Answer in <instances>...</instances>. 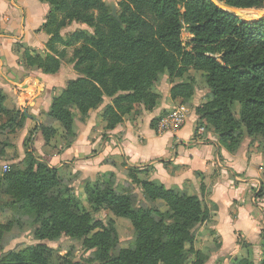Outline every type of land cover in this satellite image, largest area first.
Instances as JSON below:
<instances>
[{
    "label": "trees",
    "instance_id": "1",
    "mask_svg": "<svg viewBox=\"0 0 264 264\" xmlns=\"http://www.w3.org/2000/svg\"><path fill=\"white\" fill-rule=\"evenodd\" d=\"M41 1L50 7L43 26L50 39L42 54L26 49L24 64L51 75L58 74L64 64H71L80 76L53 99L47 113L50 122L29 131L23 143L25 166L6 173L0 178V186L14 199L13 206L35 212L40 224L35 234L39 242L63 237L83 241L86 249L97 250L94 261L98 264H185L191 256L198 257L192 264H204L208 257H201L195 243L198 237L209 234L206 229L196 233V228L204 225L210 214L199 197L140 179L139 175L150 172L148 166L130 167L129 178L142 187L148 204L163 202L165 212L135 207L130 196L118 194L110 180L106 181L104 189L92 193L95 206H107L119 217L130 219L137 235L134 249L111 256L109 251L117 243L114 223L96 220L89 212L81 214V202L75 196L55 192L60 185L58 171L38 162L33 137L40 130L45 145L55 146L59 135L62 145L69 147L76 137L75 113L86 123L106 98L112 99L101 111L107 131L137 113L139 106L144 108L136 116L152 114L158 109L152 89L160 75L167 71L171 77L180 78L194 67L207 73L210 88L208 102L197 110L196 131L206 124L215 126L221 144L233 152L243 125L251 138H262L264 143V17L245 18L211 0H116L120 9L117 20L105 0ZM218 1L228 8L264 11V0ZM76 23L93 29V34H62ZM16 89L21 93L20 107L11 110L0 90V117L12 113L4 127L11 134L25 126L27 109L37 96L34 88ZM170 94L172 101L182 99L181 104L186 105L194 89L192 84H178ZM234 103L242 105L241 122L233 113ZM159 120L153 122L155 129ZM4 147L13 150L9 153L12 160L18 158L13 144L5 142ZM263 195L264 186L258 193ZM211 234L216 235L214 231ZM261 244L260 264H264V230ZM0 264H48V259L43 245L37 244L5 253ZM233 264L255 263L250 257H240L234 258Z\"/></svg>",
    "mask_w": 264,
    "mask_h": 264
},
{
    "label": "crops",
    "instance_id": "2",
    "mask_svg": "<svg viewBox=\"0 0 264 264\" xmlns=\"http://www.w3.org/2000/svg\"><path fill=\"white\" fill-rule=\"evenodd\" d=\"M49 12V5L41 0H0V90L12 103V109L20 107L21 93L16 88H34L38 92L27 109L25 126L17 132L22 131L23 140L36 126L50 122L47 113L53 99L68 82L78 78L68 64L51 75L31 69L23 62L26 49L46 50L50 37L43 26ZM69 32L66 29L63 35ZM110 103L108 100L93 112L86 123L75 113L76 137L69 147L61 145V141L46 146L42 132L36 131L33 137L36 159L59 172L68 165L69 171L80 176L81 183L97 181L108 173L120 176L125 166H148L151 170L146 173L147 179L160 182L166 189L197 196L209 209V220L202 229L214 231L220 243L211 264L219 259L218 264L223 260L233 264L234 258L251 256L255 264H260L264 230V195L258 196L264 185L261 153L248 144L230 151L210 131L199 135L196 131L199 116L195 114L188 115L185 126L176 134H160L153 122L163 108H168L165 105L152 114L143 112L141 116L125 118L116 129L107 131L101 111ZM30 126L32 129L28 131ZM15 147L21 155L17 144ZM245 244L249 247H244Z\"/></svg>",
    "mask_w": 264,
    "mask_h": 264
},
{
    "label": "rangeland",
    "instance_id": "3",
    "mask_svg": "<svg viewBox=\"0 0 264 264\" xmlns=\"http://www.w3.org/2000/svg\"><path fill=\"white\" fill-rule=\"evenodd\" d=\"M107 4L110 5V2H114L116 4V0H105ZM217 3L222 6L226 7L225 5L221 4L218 0ZM117 6V4H116ZM111 8V6H110ZM118 16L120 15V9L118 8ZM241 12L255 17L260 12L256 9H238ZM225 11L228 10V7L225 8ZM112 15V9H111ZM68 31L75 32V31H82L88 32L89 34H93V29L89 28L83 24H73L72 26L66 28ZM65 29V30H66ZM62 31L63 32L65 31ZM65 34V33H64ZM40 54L44 52H39ZM67 65V64H65ZM70 68L74 69V66L70 64ZM76 74V73H75ZM80 74L77 73V77ZM178 84H192L194 89V94L189 101H187L186 105L181 104L183 103L182 99H178L176 101H172L171 99V89L178 85ZM153 94L157 96V108L161 106H168V108H163L162 113L160 116H164L167 114L169 110H171L175 106L185 105L189 109L190 115H197V110L202 108L208 102V96L210 94V88L207 82V73L201 70H197L194 67H190L188 71L180 78L171 77L169 72H165L160 75L159 81L156 82L152 89ZM38 94V92H37ZM36 98V97H35ZM107 99V100H106ZM104 103H107L108 100L112 102V99L106 98ZM13 102V101H11ZM111 104V103H110ZM12 103L10 101L6 103V107L13 108ZM104 105V104H103ZM102 105V106H103ZM101 106V107H102ZM100 107V108H101ZM138 112L143 110V106H139ZM233 113L235 118L241 122V110L242 105L240 103H234L232 107ZM137 112V113H138ZM137 113L133 112L131 116H127L126 118H134ZM12 114L9 112L8 114H2L0 117V169L7 168V171L3 174L0 173V178H2L6 173L13 171V169L22 168L25 166L23 161H21L22 156L25 158V153L23 150V138L21 137V132L11 134L9 130H5L7 121ZM159 116V117H160ZM158 117V118H159ZM161 118V117H160ZM199 121V120H198ZM59 123L55 126L59 127ZM206 129V131H210L215 134L220 141V136L215 130V126L211 124H206L205 127H201ZM32 127L28 128V131L31 130ZM157 131V129H156ZM28 133V132H27ZM205 133V132H204ZM28 135V134H27ZM11 136V137H10ZM60 136L58 135L57 141H61ZM237 142L239 143L237 146L238 150L243 144H248L252 146L257 152H260L262 157L264 158V143L262 138L253 139L251 138L246 130V127L243 125V134L241 137L236 138ZM56 141V142H57ZM58 141V142H59ZM5 142L11 143L21 149V155L19 154L16 160H12L9 156V153H12L13 150L8 149L6 150L4 147ZM13 142V143H12ZM62 145V144H61ZM4 148V149H3ZM3 150H6L3 152ZM5 153H7L5 155ZM23 154V155H22ZM39 162V161H38ZM16 166V167H15ZM51 168V167H50ZM130 167L125 166L124 173L117 176L115 173H108L102 175L99 180H89L86 182H80V176L72 173L68 165L63 168L61 172L59 169L58 177L60 180L59 187L55 190V192L63 191L71 193L81 202V211L80 213L83 214L84 212H89L92 214L93 218L96 220H102L103 222H113L114 227L116 230V239L117 243L114 249H110L109 255L111 256H118L122 250L126 249H134L137 243V235L136 230L130 221V219L119 217L115 214L114 211L109 209L107 206L102 208L96 207L94 204V199L92 193L97 188L104 189L106 181L110 180L109 183L111 187H113L118 194H126L132 198V204L137 208H157L161 210V212H165L167 209L165 204L161 201H158L154 204H148L146 200L143 198V189L142 187L137 186L133 183V181L129 178L130 175ZM53 169V168H51ZM148 173V172H147ZM110 175H114L113 179H110ZM146 173L139 175V178L142 180H149L147 179ZM264 186V185H263ZM263 194V193H262ZM14 199L7 193L3 186H0V259L10 251L20 250L24 247L30 245H37L42 244L44 247L45 255L48 259V264H98L95 262V258L98 257L97 250H88L84 247L83 241L77 239H70L63 237L59 241H37L36 239V231L40 228V224L36 223L37 216L35 212L30 209H23L20 206H13ZM206 207V205H205ZM207 208V207H206ZM208 209V208H207ZM209 211V209H208ZM210 214V211H209ZM203 225H199L196 228V233L199 229H202ZM209 235L202 237H198L195 243L197 251L201 252V257H208V260L204 264H211V257L217 253L219 250V239L216 235H210L211 229L205 228ZM19 237L21 238L18 241ZM261 251L263 252L262 244H261ZM197 256H191L189 260L185 264H192L197 261ZM251 258H253L251 256ZM262 259V258H261ZM216 261L215 264H218ZM261 262V261H260ZM222 264H226L225 260L222 261Z\"/></svg>",
    "mask_w": 264,
    "mask_h": 264
},
{
    "label": "built area",
    "instance_id": "4",
    "mask_svg": "<svg viewBox=\"0 0 264 264\" xmlns=\"http://www.w3.org/2000/svg\"><path fill=\"white\" fill-rule=\"evenodd\" d=\"M189 115V109L185 105H179L173 107L167 112L164 116H161L158 125L157 132L160 134L163 133H172L176 134L180 131L186 124ZM205 129L200 128L198 134H204ZM7 171V168L0 169V173L3 174Z\"/></svg>",
    "mask_w": 264,
    "mask_h": 264
},
{
    "label": "water",
    "instance_id": "5",
    "mask_svg": "<svg viewBox=\"0 0 264 264\" xmlns=\"http://www.w3.org/2000/svg\"><path fill=\"white\" fill-rule=\"evenodd\" d=\"M213 3H215L217 6H219L220 8H222L223 10H225V8L226 7H222V6H220L218 3H217V1L216 0H211ZM110 6H111V9H112V16L113 17H115L117 20H119V16H118V9H117V6H116V4L114 3V2H111L110 3ZM228 10H230L231 12H233V13H235V14H237V15H240V16H242V17H245V18H252V19H254V18H261V17H264V12H260V13H258V15L257 16H255V17H251V16H249V15H247V14H245V13H243V12H241L240 10H238V9H235V8H228Z\"/></svg>",
    "mask_w": 264,
    "mask_h": 264
}]
</instances>
